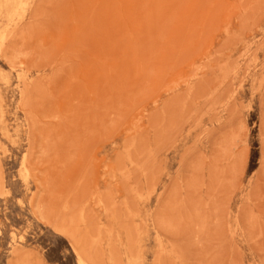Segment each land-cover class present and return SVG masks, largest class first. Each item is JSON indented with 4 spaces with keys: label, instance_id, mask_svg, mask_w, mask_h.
Returning <instances> with one entry per match:
<instances>
[{
    "label": "rangeland",
    "instance_id": "obj_1",
    "mask_svg": "<svg viewBox=\"0 0 264 264\" xmlns=\"http://www.w3.org/2000/svg\"><path fill=\"white\" fill-rule=\"evenodd\" d=\"M264 264V0H0V264Z\"/></svg>",
    "mask_w": 264,
    "mask_h": 264
},
{
    "label": "bare ground",
    "instance_id": "obj_2",
    "mask_svg": "<svg viewBox=\"0 0 264 264\" xmlns=\"http://www.w3.org/2000/svg\"><path fill=\"white\" fill-rule=\"evenodd\" d=\"M77 262L78 264H85L80 257L77 256Z\"/></svg>",
    "mask_w": 264,
    "mask_h": 264
}]
</instances>
